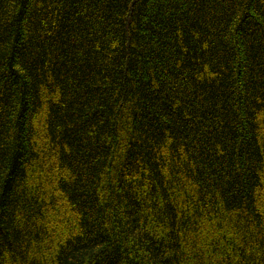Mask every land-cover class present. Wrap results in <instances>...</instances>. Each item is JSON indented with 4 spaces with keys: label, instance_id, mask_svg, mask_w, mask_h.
Returning a JSON list of instances; mask_svg holds the SVG:
<instances>
[{
    "label": "trees",
    "instance_id": "obj_1",
    "mask_svg": "<svg viewBox=\"0 0 264 264\" xmlns=\"http://www.w3.org/2000/svg\"><path fill=\"white\" fill-rule=\"evenodd\" d=\"M0 264H264V0H0Z\"/></svg>",
    "mask_w": 264,
    "mask_h": 264
}]
</instances>
